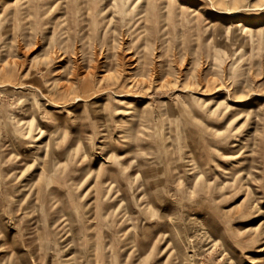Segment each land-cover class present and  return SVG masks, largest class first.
Returning a JSON list of instances; mask_svg holds the SVG:
<instances>
[{
	"label": "rangeland",
	"instance_id": "rangeland-1",
	"mask_svg": "<svg viewBox=\"0 0 264 264\" xmlns=\"http://www.w3.org/2000/svg\"><path fill=\"white\" fill-rule=\"evenodd\" d=\"M0 264H264V0H0Z\"/></svg>",
	"mask_w": 264,
	"mask_h": 264
}]
</instances>
